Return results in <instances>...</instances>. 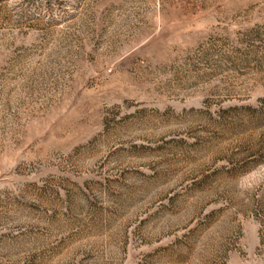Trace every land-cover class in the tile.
<instances>
[{"label": "rangeland", "instance_id": "rangeland-1", "mask_svg": "<svg viewBox=\"0 0 264 264\" xmlns=\"http://www.w3.org/2000/svg\"><path fill=\"white\" fill-rule=\"evenodd\" d=\"M0 264H264V0H0Z\"/></svg>", "mask_w": 264, "mask_h": 264}]
</instances>
